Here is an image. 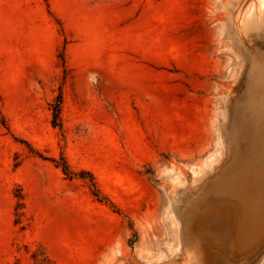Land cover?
I'll list each match as a JSON object with an SVG mask.
<instances>
[{
  "label": "rangeland",
  "instance_id": "1",
  "mask_svg": "<svg viewBox=\"0 0 264 264\" xmlns=\"http://www.w3.org/2000/svg\"><path fill=\"white\" fill-rule=\"evenodd\" d=\"M263 63L264 0H0V264H264Z\"/></svg>",
  "mask_w": 264,
  "mask_h": 264
},
{
  "label": "bare ground",
  "instance_id": "2",
  "mask_svg": "<svg viewBox=\"0 0 264 264\" xmlns=\"http://www.w3.org/2000/svg\"><path fill=\"white\" fill-rule=\"evenodd\" d=\"M242 118L251 129V147L264 146V63L251 77ZM242 152L247 153V149Z\"/></svg>",
  "mask_w": 264,
  "mask_h": 264
},
{
  "label": "water",
  "instance_id": "3",
  "mask_svg": "<svg viewBox=\"0 0 264 264\" xmlns=\"http://www.w3.org/2000/svg\"><path fill=\"white\" fill-rule=\"evenodd\" d=\"M233 161H234V160H233ZM233 161H232V162H233ZM232 162L229 164V166H228L225 170H227V169L230 168ZM225 170H224V171H225ZM210 198H211V200H213V201L218 200V199H221V200L223 201V199L226 198V194L223 193V192H220V191H216V190L214 189V190L210 193ZM223 203H224V201H223Z\"/></svg>",
  "mask_w": 264,
  "mask_h": 264
},
{
  "label": "trees",
  "instance_id": "4",
  "mask_svg": "<svg viewBox=\"0 0 264 264\" xmlns=\"http://www.w3.org/2000/svg\"><path fill=\"white\" fill-rule=\"evenodd\" d=\"M59 101H60V100H59ZM59 106H60V102H59V104H58V106H57V110H56V111H57V114H56V116H55L56 118L58 117V114H59Z\"/></svg>",
  "mask_w": 264,
  "mask_h": 264
}]
</instances>
